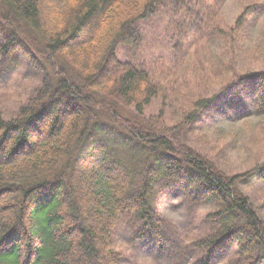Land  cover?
Wrapping results in <instances>:
<instances>
[{
  "label": "trees",
  "instance_id": "1",
  "mask_svg": "<svg viewBox=\"0 0 264 264\" xmlns=\"http://www.w3.org/2000/svg\"><path fill=\"white\" fill-rule=\"evenodd\" d=\"M225 1H169L185 11L195 33L194 43L175 47L173 69L187 71L194 59L173 90L199 92L183 121L187 135L209 120L212 127L243 122L246 128L264 118V68L241 70L261 63L251 55L246 65L243 55L244 42L264 19V0H253L230 29L214 33L213 14ZM157 5L0 0L2 55L21 50L36 67L56 58L52 75L45 72L17 117L0 114V264H122L114 242L122 214L132 217L136 242H151L163 254L172 244L157 209L163 186L214 208L204 217L208 235L194 246L202 255L195 264H216L218 257L264 264V218L242 190L264 189V165L228 177L210 156L176 148L166 129L144 122L159 86L134 62H121L117 50L141 46V24ZM214 41L227 50L222 58L210 49ZM257 55L263 58L264 44ZM222 69L231 74L227 82L201 89L206 76L207 84L224 82Z\"/></svg>",
  "mask_w": 264,
  "mask_h": 264
},
{
  "label": "rangeland",
  "instance_id": "2",
  "mask_svg": "<svg viewBox=\"0 0 264 264\" xmlns=\"http://www.w3.org/2000/svg\"><path fill=\"white\" fill-rule=\"evenodd\" d=\"M169 1L172 2V0H158L155 13L141 24L143 41L139 48L119 47L117 50L121 62H134L139 68L151 74V82L159 86L158 95L142 114L145 118L144 122L149 123L152 128L160 126L161 129H166L165 136L176 148L186 146L204 156H210L217 163L216 166L228 177L263 166L264 118L253 120L246 128L243 122L223 123L218 127H212V121L209 120L194 125L189 135L186 134L187 127L183 125V121L191 114L192 105L199 97V92L193 89L190 95L187 93L185 95L179 92L173 93V90L178 87L179 81L184 76L190 74L194 59L192 64L190 61L188 63V72L184 69H173L176 60L175 47L179 46L183 49L185 44L194 43L195 33L189 31L192 23L188 27L185 24L187 18L185 11ZM252 3L253 0L223 2L213 14L211 20L213 32L217 33L219 30L226 32ZM192 10L189 12L192 13ZM262 44H264V19L244 42L246 52L243 55L246 65L250 64L251 55L261 63H253L249 69L242 68V73L264 68V56L261 58L257 55ZM218 45L220 43L214 41L210 49L220 50L218 55L222 58L227 50ZM55 61L56 58L53 57L36 67L21 50H16L12 56L7 57H4L0 51V114L3 119L12 120L17 117L19 110L28 104L41 87L45 72L52 75L50 67L56 64ZM43 66L46 70L40 71ZM168 70L173 71L168 73ZM222 71L226 75L224 82L218 83L213 79L212 83L207 84L208 76H206L205 86L201 89L207 87L212 91L227 82L231 74L224 69ZM31 133L36 135L33 130ZM242 190L264 218V189L259 186H243ZM158 191L157 209L171 232L172 244L165 253L160 254L151 242H136L134 221L131 216L122 214L114 234L115 249L121 254L122 264H195L202 255L194 246L209 233V226L204 221V217L214 211L213 206L194 203L191 195L179 190H169L167 186L158 187ZM100 246L102 247L103 243ZM171 256L178 258L179 262H174ZM228 263V259L221 257L216 259V264Z\"/></svg>",
  "mask_w": 264,
  "mask_h": 264
}]
</instances>
